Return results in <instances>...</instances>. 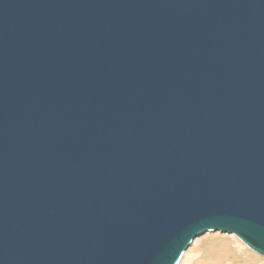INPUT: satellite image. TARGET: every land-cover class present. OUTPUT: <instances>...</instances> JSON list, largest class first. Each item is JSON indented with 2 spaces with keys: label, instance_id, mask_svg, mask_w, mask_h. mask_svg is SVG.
<instances>
[{
  "label": "water",
  "instance_id": "water-1",
  "mask_svg": "<svg viewBox=\"0 0 264 264\" xmlns=\"http://www.w3.org/2000/svg\"><path fill=\"white\" fill-rule=\"evenodd\" d=\"M264 256V0H0V264Z\"/></svg>",
  "mask_w": 264,
  "mask_h": 264
},
{
  "label": "rangeland",
  "instance_id": "rangeland-1",
  "mask_svg": "<svg viewBox=\"0 0 264 264\" xmlns=\"http://www.w3.org/2000/svg\"><path fill=\"white\" fill-rule=\"evenodd\" d=\"M186 253L196 256L193 264H264V256L236 235L217 231L198 236Z\"/></svg>",
  "mask_w": 264,
  "mask_h": 264
},
{
  "label": "bare ground",
  "instance_id": "bare-ground-1",
  "mask_svg": "<svg viewBox=\"0 0 264 264\" xmlns=\"http://www.w3.org/2000/svg\"><path fill=\"white\" fill-rule=\"evenodd\" d=\"M232 234V233H231ZM194 241H195V239H194ZM193 241V242H194ZM193 242L191 243V245L193 244ZM190 245V246H191ZM189 246V247H190ZM194 258H196V256H194V255H189V253L187 254L186 253V251L184 252V254L182 255V257H181V259H180V261H179V263L181 262V264H193L194 262H193V260H194ZM239 258V257H238ZM240 259V258H239ZM246 262H248V261H246ZM178 263V264H179Z\"/></svg>",
  "mask_w": 264,
  "mask_h": 264
}]
</instances>
